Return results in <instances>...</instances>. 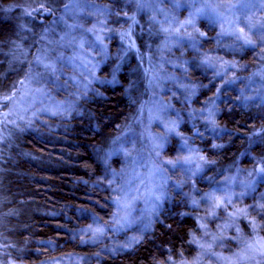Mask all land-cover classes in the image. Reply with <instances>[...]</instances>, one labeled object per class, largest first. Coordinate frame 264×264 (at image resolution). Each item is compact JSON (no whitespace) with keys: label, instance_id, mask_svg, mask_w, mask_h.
Masks as SVG:
<instances>
[{"label":"rangeland","instance_id":"1","mask_svg":"<svg viewBox=\"0 0 264 264\" xmlns=\"http://www.w3.org/2000/svg\"><path fill=\"white\" fill-rule=\"evenodd\" d=\"M50 2L64 9L55 26L44 29L39 51L31 58L21 54L32 68L0 95V102L10 101L0 109V132L17 124L43 134L59 130L62 119L83 116V102L98 85L119 83L120 59L137 47L135 25L146 24L140 30L146 31V60L138 72L147 73V64L150 73L149 87L138 82L129 90L147 98L137 117L109 149L96 153L104 172L91 185L108 194L106 204L96 206L106 212L111 205L109 222L93 210L78 211L86 224L64 215L70 227L62 230L70 239L100 244L98 253L38 264H99L106 253L133 249L151 232L171 186L178 203L192 210L196 228L191 254L159 264H264V129L254 142L257 155L249 151L224 173L207 156L225 149L222 117L232 119L243 109L249 119L264 121V0ZM30 12L20 10L23 22ZM184 121L201 125L202 144L181 129ZM57 242H30L21 255L40 254L42 244L53 250Z\"/></svg>","mask_w":264,"mask_h":264},{"label":"trees","instance_id":"2","mask_svg":"<svg viewBox=\"0 0 264 264\" xmlns=\"http://www.w3.org/2000/svg\"><path fill=\"white\" fill-rule=\"evenodd\" d=\"M49 1L0 0L1 96L8 93L19 77L28 75L32 63L22 56L26 54L31 58L39 51L44 29L55 26V21L60 17L54 18L47 12L42 14L43 11L62 13V2L52 4ZM21 9L31 11L29 21L23 22L19 16ZM42 16H49L44 24L38 20ZM145 26L139 24L132 29L133 44L137 47L120 59L119 83L115 86L110 82L98 85L97 93L83 102L86 112L83 116L62 119L58 122L59 130H46L43 134L17 124L8 125L0 132V264L17 261L38 264L64 255L98 253L100 244H80L70 239L62 230L63 226L70 227L64 215L77 220L79 210H93L105 223L109 222L111 205H106V212L98 210L96 206L104 204L108 194L91 185L104 172L96 153L103 154L130 127L147 99L134 96L133 93L139 89L129 92L133 83L148 86V65L144 64L147 73L138 72L146 60V31H140ZM22 53L24 55L21 56ZM190 73L196 79L205 80L204 76L193 70ZM210 93L213 91L207 92ZM14 94L17 92L12 94L13 97ZM9 103V99L0 102V109L6 111ZM237 110V115L232 119L221 118L226 120V123H222L223 134L219 136L225 149L207 154L215 159L220 173L236 166L240 157L249 151L255 155L258 153L259 145L256 147L254 142L261 136L264 121L262 123L257 118L251 120L243 109ZM181 129L193 136L196 143H203L205 131L201 125L191 127L184 121ZM173 145L169 146V151H172ZM248 163L254 162H243ZM174 191L171 186L170 195L151 232L146 233L129 251L116 255L104 254L99 264H159L166 257L191 254V235L196 228V218L192 210L178 203ZM52 211L58 212V215L54 216ZM78 220L82 224L87 222L83 218ZM51 240L58 241L55 249L49 250L42 244L40 254L21 255L23 251H30L28 243Z\"/></svg>","mask_w":264,"mask_h":264},{"label":"flooded vegetation","instance_id":"3","mask_svg":"<svg viewBox=\"0 0 264 264\" xmlns=\"http://www.w3.org/2000/svg\"><path fill=\"white\" fill-rule=\"evenodd\" d=\"M50 14H51L54 18H56L58 15H60V12H59V11H57L56 13H55V12H52V13H49L48 15L50 16ZM49 16H42V17L38 18V20H39V22H40L41 24H44V23L46 22L47 18H49ZM245 159H246V160H249L248 158H245Z\"/></svg>","mask_w":264,"mask_h":264},{"label":"water","instance_id":"4","mask_svg":"<svg viewBox=\"0 0 264 264\" xmlns=\"http://www.w3.org/2000/svg\"><path fill=\"white\" fill-rule=\"evenodd\" d=\"M260 170H261V167H260Z\"/></svg>","mask_w":264,"mask_h":264}]
</instances>
